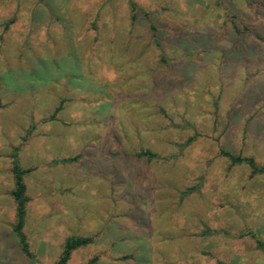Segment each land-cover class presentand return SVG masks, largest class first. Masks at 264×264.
I'll return each mask as SVG.
<instances>
[{"label":"rangeland","instance_id":"rangeland-1","mask_svg":"<svg viewBox=\"0 0 264 264\" xmlns=\"http://www.w3.org/2000/svg\"><path fill=\"white\" fill-rule=\"evenodd\" d=\"M131 1L0 0V264L15 148L34 264H264V0Z\"/></svg>","mask_w":264,"mask_h":264},{"label":"trees","instance_id":"trees-1","mask_svg":"<svg viewBox=\"0 0 264 264\" xmlns=\"http://www.w3.org/2000/svg\"><path fill=\"white\" fill-rule=\"evenodd\" d=\"M250 1V0H248ZM251 5H255V2H250ZM131 12H132V21H135L138 17V14L141 13L145 18L150 17V13L146 12L145 10L139 8L133 1L129 0L128 2ZM264 6L263 4H259ZM14 22V19H10L9 21H6L3 23L4 29H8V27ZM234 30L237 34H241L239 27L233 23ZM149 29L152 35V40L158 44V38H157V29L156 26L152 23L149 24ZM246 32H249L247 28L244 29ZM257 39L263 40L262 37L256 36ZM61 107H57L54 111V113L51 116V119L54 118V115L59 112ZM191 140H189L190 142ZM188 142V143H189ZM17 148L14 149L13 154L11 155L12 162H11V173L13 176L14 186L12 191L10 192V195L12 196L15 204V221L12 226V231L15 234L18 243L20 245V249L23 252V254L34 264V256L29 251L28 248V242L27 239L23 233V227H24V220L26 215V204L28 202V197L26 196V185L24 183V176L30 172V169H22L20 168L18 164V160L16 157ZM221 156L225 157L229 162L231 166H239V165H245L249 168L250 171V178H253L254 176L264 175V163L262 165H258L255 161V159L251 156L245 157L242 155H234L231 152L228 151H220ZM137 157H146L148 160H151L155 158L156 156L151 153L148 150H142L137 154ZM76 158H68V159H62L60 163H70L75 161ZM193 189H187L184 191L183 195H189V193L192 192ZM219 232L216 230H206V234H218ZM227 235V234H226ZM92 242L90 238H68L63 246L62 252L56 261L55 264H66L70 258V255L72 251H74L77 248L85 247L89 245ZM257 248L264 252V244L260 240L256 241ZM97 260V257H93L87 264H93ZM218 264H224L223 262H218Z\"/></svg>","mask_w":264,"mask_h":264},{"label":"crops","instance_id":"crops-1","mask_svg":"<svg viewBox=\"0 0 264 264\" xmlns=\"http://www.w3.org/2000/svg\"><path fill=\"white\" fill-rule=\"evenodd\" d=\"M11 191H12V190H11ZM11 191H10V192H11ZM10 192H9V194H10Z\"/></svg>","mask_w":264,"mask_h":264}]
</instances>
